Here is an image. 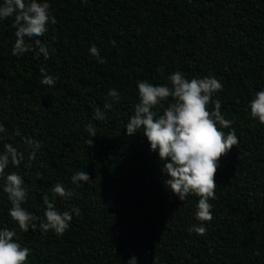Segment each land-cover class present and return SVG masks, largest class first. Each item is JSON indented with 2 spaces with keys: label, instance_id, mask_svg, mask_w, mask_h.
I'll return each instance as SVG.
<instances>
[{
  "label": "trees",
  "instance_id": "obj_1",
  "mask_svg": "<svg viewBox=\"0 0 264 264\" xmlns=\"http://www.w3.org/2000/svg\"><path fill=\"white\" fill-rule=\"evenodd\" d=\"M47 2L57 23L49 22L43 37L24 38L33 46L37 38L46 43L47 60L32 51L13 55L14 17L0 20V124L6 128L0 153L10 143L24 154L20 166L10 163L5 173L24 179L22 206L29 213L44 220L43 194L51 199V188L61 183L74 195L56 196V209L75 206L81 215L73 214L62 236L22 232L9 216L0 180V230L17 232L16 242L30 249L27 264H129L133 257L137 264H154L155 257L159 264H264V124L249 107L264 90V0ZM93 43L106 63L90 54ZM41 67L53 85L41 83ZM176 71L188 80L221 82L213 100L232 121L221 130H234L239 139L219 162L211 222L196 220L198 197L181 201L166 187L170 177L143 130L127 135L139 102L137 81L171 87L168 77ZM111 89L120 101L105 110ZM96 108L105 119H93ZM89 123L97 136L85 130ZM28 137L42 142L34 161ZM78 171L91 178L80 187L71 180ZM201 223L204 235L189 232Z\"/></svg>",
  "mask_w": 264,
  "mask_h": 264
},
{
  "label": "clouds",
  "instance_id": "obj_2",
  "mask_svg": "<svg viewBox=\"0 0 264 264\" xmlns=\"http://www.w3.org/2000/svg\"><path fill=\"white\" fill-rule=\"evenodd\" d=\"M51 5L44 0H4L0 6V20L14 17L13 28L16 29V41L12 50L15 56L35 52L36 57L43 55L44 59L50 58L48 45L41 39H35L34 45L25 42V37H43L47 34V25L56 24V18L50 12ZM115 46V40L112 41ZM38 50V51H37ZM90 54L96 57L98 63L104 64L106 60L100 57L99 49L93 43ZM41 83L53 85L55 78L49 75L44 67L40 68ZM171 87L167 85L154 86L148 81H137L139 102L135 105L134 115L126 125L127 135L133 136L142 129L151 146L152 152L159 154L163 162L162 171L170 177L165 180V185L181 201H185L189 194L199 198L195 218L200 222L213 220V205L209 200H214L218 184L216 175L220 167V160L226 156L234 146L239 144L235 131L225 134L221 129L230 128L231 120L225 119L221 114V101L213 100V94L222 91L223 85L214 76H205L200 79L188 80L185 75L176 71L168 77ZM111 103L104 104L105 110H110L113 103L120 101V93L111 89L108 92ZM171 98V100L169 99ZM167 105V106H165ZM214 105V110L210 109ZM251 116L264 124V90L258 91L250 102ZM163 109L162 114L159 112ZM93 119H105V113L100 108L95 109ZM85 130L91 137L97 136L93 124L85 125ZM6 128L0 124V133H5ZM15 135H21L17 128ZM24 143L32 149L28 156L29 161L36 159V153L42 147V142L31 137L24 138ZM91 147L93 140L86 141ZM4 151L0 153V180H3V191L7 193L11 202L9 216L18 224L22 232L40 230L43 233L54 231L57 236H62L70 228L73 214L80 216L78 207L60 212L56 209L54 199L59 196L68 199L74 195V190H68L61 183L51 188L52 198L43 194L46 205L44 220L29 213L22 205L27 201L28 190L25 181L17 172L6 174L5 170L11 163L19 167L24 160V154L18 152L10 143L4 144ZM171 161V162H169ZM30 168L31 163L25 165ZM71 180L77 187L79 182H89L90 176L86 171H78ZM189 232L204 235L207 228L193 225ZM15 238V239H14ZM19 239L15 230L7 227L0 230V264H27L30 249L16 242ZM129 264H137L133 257ZM154 264H159L155 257Z\"/></svg>",
  "mask_w": 264,
  "mask_h": 264
}]
</instances>
